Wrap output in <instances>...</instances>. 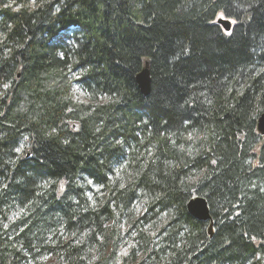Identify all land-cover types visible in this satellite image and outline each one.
Listing matches in <instances>:
<instances>
[{"label": "trees", "instance_id": "16d2710c", "mask_svg": "<svg viewBox=\"0 0 264 264\" xmlns=\"http://www.w3.org/2000/svg\"><path fill=\"white\" fill-rule=\"evenodd\" d=\"M263 111L264 0H0V264H264Z\"/></svg>", "mask_w": 264, "mask_h": 264}, {"label": "water", "instance_id": "95a60500", "mask_svg": "<svg viewBox=\"0 0 264 264\" xmlns=\"http://www.w3.org/2000/svg\"><path fill=\"white\" fill-rule=\"evenodd\" d=\"M215 23L218 24L223 31L227 32L231 29L233 23L228 19L216 18ZM135 81L139 92L142 96H147L150 92L151 79L148 70L147 62H144V65L141 71L135 77ZM256 131L260 135H264V111L261 112L256 120ZM187 212L198 221H207L210 220L208 206L204 198L200 196L192 197L186 203ZM208 232L211 235V225L208 228Z\"/></svg>", "mask_w": 264, "mask_h": 264}, {"label": "rangeland", "instance_id": "374dc122", "mask_svg": "<svg viewBox=\"0 0 264 264\" xmlns=\"http://www.w3.org/2000/svg\"><path fill=\"white\" fill-rule=\"evenodd\" d=\"M217 18L227 19L224 16H222L221 14H219L217 16ZM69 91H70V95H68V98H69L70 101H73L74 102L73 104H75V101H77V102H86V100L89 98V97H87L86 94H84L82 92H79V90H77V88L76 89L73 88L72 90H69ZM102 98L103 97H99L100 100H103ZM94 192L96 194L98 193V195H103L101 193V190L99 191L98 188H95L94 189ZM139 199L140 200H138L134 204V207H135L134 208V211L137 214V216L141 215L144 212V210H145V201L143 199H141V198H139ZM124 222L125 221H124V218H123L122 221H121V224L123 225ZM107 225H112V223L109 222ZM126 231H127V225L126 226H123V232L125 233ZM121 236H124V244L126 246H131L132 245L133 240L130 239L131 236L128 237L127 234L121 235ZM102 241H103V239H101V242ZM112 247H113V245H110V246H108L106 248V254L108 255V257L114 258L116 260V262H118L117 264H120V261L123 258V256H126V250L127 249L124 248V249H122V251L115 250L114 251V252H116L115 255L114 254L110 255V252H111V248ZM29 264H58V261H57V258H55L54 256H52V255H46L44 257L39 258L38 259V262H36V263L30 262Z\"/></svg>", "mask_w": 264, "mask_h": 264}, {"label": "bare ground", "instance_id": "6f19581e", "mask_svg": "<svg viewBox=\"0 0 264 264\" xmlns=\"http://www.w3.org/2000/svg\"><path fill=\"white\" fill-rule=\"evenodd\" d=\"M143 65H144V64H143ZM141 69H142V68H141ZM141 69H140V71H141ZM140 71H139V72H140ZM139 72H138V73H139ZM138 73H137V74H138ZM137 74L135 75V77L137 76ZM135 77H134V80H135ZM135 84H136V81H135ZM136 88L138 89L137 84H136ZM138 91H139V89H138Z\"/></svg>", "mask_w": 264, "mask_h": 264}, {"label": "snow or ice", "instance_id": "6c2138e0", "mask_svg": "<svg viewBox=\"0 0 264 264\" xmlns=\"http://www.w3.org/2000/svg\"><path fill=\"white\" fill-rule=\"evenodd\" d=\"M35 2V0H33V3Z\"/></svg>", "mask_w": 264, "mask_h": 264}]
</instances>
